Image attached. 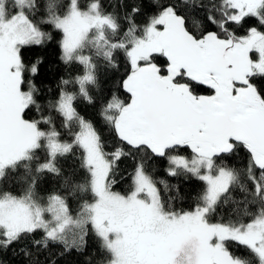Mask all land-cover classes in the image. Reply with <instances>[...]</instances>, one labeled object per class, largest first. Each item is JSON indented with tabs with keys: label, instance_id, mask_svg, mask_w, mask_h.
I'll list each match as a JSON object with an SVG mask.
<instances>
[{
	"label": "snow or ice",
	"instance_id": "6c2138e0",
	"mask_svg": "<svg viewBox=\"0 0 264 264\" xmlns=\"http://www.w3.org/2000/svg\"><path fill=\"white\" fill-rule=\"evenodd\" d=\"M121 62L127 101L101 87ZM91 240L95 264H264V0H0V257Z\"/></svg>",
	"mask_w": 264,
	"mask_h": 264
},
{
	"label": "trees",
	"instance_id": "16d2710c",
	"mask_svg": "<svg viewBox=\"0 0 264 264\" xmlns=\"http://www.w3.org/2000/svg\"><path fill=\"white\" fill-rule=\"evenodd\" d=\"M59 39V36L56 35L54 40L51 42L50 46L47 47V50L39 49V50H27L25 51V57L26 60H31L33 57L37 54H43L48 57L50 61L56 59V52H57V41ZM128 71V66L125 62H121L120 67L118 70L116 69H107V70H101L100 73V78H101V87L102 90L105 94L108 93L109 90L112 92H115L120 96L121 99L127 101L129 99L128 94L123 92L122 90V78L125 76L126 72ZM200 94H210V91L207 89L201 90ZM93 113V110L91 108L83 109L82 114H87L89 117H91ZM29 118H31V114H29ZM105 135H107V132H105ZM110 143V139L108 141ZM184 155H187V153H182ZM157 180H166L169 183H179V180L177 178H170L167 177L166 174L160 171V174L156 175L154 177ZM45 193L47 191L54 190L57 185L55 183H49L45 186ZM126 185H121L119 188H116V191H121L123 188H125ZM159 187L161 190H163V184H160ZM182 187V193L184 195V200L182 201H176L175 202V207L180 209L183 208L187 210L191 206L194 205L195 203V197L196 195L201 191V182L197 181L195 179H192L189 182H185L181 185ZM75 206V205H74ZM90 247L88 250L83 253H75L71 256H65V257H60L57 255V253L60 251V248L58 246H53L51 252H45L40 259L45 260L48 258L49 260H56L58 264H89L91 261L92 264H95L96 260V248L94 247L95 241L91 240L90 242ZM233 250H235V246H233ZM4 259H12L15 264H18L19 259H23L22 255L19 257H11V254L8 255V257H0Z\"/></svg>",
	"mask_w": 264,
	"mask_h": 264
}]
</instances>
